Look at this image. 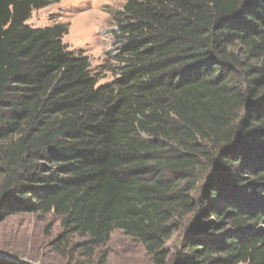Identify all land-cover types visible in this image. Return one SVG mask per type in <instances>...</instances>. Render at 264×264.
I'll list each match as a JSON object with an SVG mask.
<instances>
[{"label": "trees", "instance_id": "16d2710c", "mask_svg": "<svg viewBox=\"0 0 264 264\" xmlns=\"http://www.w3.org/2000/svg\"><path fill=\"white\" fill-rule=\"evenodd\" d=\"M48 3L0 0V223L59 218L71 261L118 230L153 264H264V0H126L94 68L27 25Z\"/></svg>", "mask_w": 264, "mask_h": 264}, {"label": "rangeland", "instance_id": "374dc122", "mask_svg": "<svg viewBox=\"0 0 264 264\" xmlns=\"http://www.w3.org/2000/svg\"><path fill=\"white\" fill-rule=\"evenodd\" d=\"M126 0H49L47 6L32 11L27 25L42 29L53 24H67L68 32L63 37L69 53L81 50L92 67L101 66L114 48L110 31L115 25L116 12ZM105 79L109 74L103 73ZM103 81V80H102ZM59 218L47 216L45 220L37 215L24 214L6 218L0 223V253L37 264H100V253L107 257L102 264H153L144 250L115 231L105 248L92 261L81 258L71 261L63 258L51 247L50 242L60 231ZM179 232L173 235L167 247L170 252L177 249Z\"/></svg>", "mask_w": 264, "mask_h": 264}, {"label": "water", "instance_id": "95a60500", "mask_svg": "<svg viewBox=\"0 0 264 264\" xmlns=\"http://www.w3.org/2000/svg\"><path fill=\"white\" fill-rule=\"evenodd\" d=\"M0 261L6 262V263H13V264H37V263L30 262V261L10 257L3 253H0Z\"/></svg>", "mask_w": 264, "mask_h": 264}]
</instances>
